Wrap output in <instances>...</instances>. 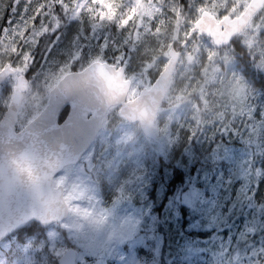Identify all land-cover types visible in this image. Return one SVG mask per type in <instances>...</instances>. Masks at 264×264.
Listing matches in <instances>:
<instances>
[{
    "label": "snow or ice",
    "instance_id": "obj_1",
    "mask_svg": "<svg viewBox=\"0 0 264 264\" xmlns=\"http://www.w3.org/2000/svg\"><path fill=\"white\" fill-rule=\"evenodd\" d=\"M0 7V264H215L218 256L226 257L220 264H264V7ZM161 36L171 43L152 82L203 58L201 91L227 98L232 111L225 105L203 126L181 128L179 141L168 140L181 145L171 156L161 143L150 162L121 170L119 149L111 160L96 149L107 108L98 69L127 79L144 38ZM237 119L249 132L245 143L261 142L243 167L229 146L244 139Z\"/></svg>",
    "mask_w": 264,
    "mask_h": 264
},
{
    "label": "rangeland",
    "instance_id": "obj_2",
    "mask_svg": "<svg viewBox=\"0 0 264 264\" xmlns=\"http://www.w3.org/2000/svg\"><path fill=\"white\" fill-rule=\"evenodd\" d=\"M5 3L10 5V0H0V6ZM2 10L3 8L0 7V11ZM259 22L264 23V15L260 16ZM165 43L169 44L170 47L171 42L163 36L144 38L142 51L149 52L147 58L139 62L141 56L138 54L129 72L126 73L127 78L132 80V87L128 95L129 98L136 96L144 86H150L153 83L152 77L155 76L156 70L159 67L158 61L161 55L164 54L162 48ZM206 63L207 61L203 58L199 62L192 64H187V62L178 63L169 84L165 99L166 104L161 106L156 117L155 127L157 139L147 138L141 131L138 123H131L126 119L122 123L109 122L111 114L113 113V109H110L106 121V124L109 122V125H105V141L101 144L97 140V153L104 152V156L111 160L117 149H119L122 153L118 158L119 167L121 170H126L132 166L134 160H146L144 147L152 156L154 151L163 143L165 150L171 156L176 150L175 143L171 144V146L168 144L169 139L174 140L175 138L173 136L175 133H172L170 130L173 125L179 127L180 131L183 128L182 123L187 124V121L195 122L203 126L205 121L214 118L217 108L228 105V110L232 111L230 106L231 102L227 98H221L218 94H214L211 88H207L206 91H201V85L204 80L202 69ZM149 69L152 71L150 72ZM191 78L194 79L195 83L189 81ZM181 82L184 83L182 87L179 85ZM196 96L203 98V108L198 106ZM175 100L177 102H173ZM118 111L119 108H117L115 113ZM236 111H240L239 106H237ZM235 123L244 132V139L238 137L233 138L229 146L234 150L240 166L243 167V162L249 158L250 153L261 150V142L253 136L251 142L245 143L244 141L248 138L249 132L244 129L239 119ZM105 149H107L106 152L104 151ZM101 158L103 159L104 157ZM221 260L226 261V257H216L215 264H220Z\"/></svg>",
    "mask_w": 264,
    "mask_h": 264
},
{
    "label": "water",
    "instance_id": "obj_3",
    "mask_svg": "<svg viewBox=\"0 0 264 264\" xmlns=\"http://www.w3.org/2000/svg\"><path fill=\"white\" fill-rule=\"evenodd\" d=\"M248 4L260 8L264 5V0H250ZM177 65L178 63L175 65V70ZM98 72L101 78V92L107 103L104 123L107 120L109 109L112 106H119V112L124 119L131 123L137 122L145 136L157 139L156 117L167 96L169 83L174 73L163 83L144 86L136 96L129 98L132 87L130 78L125 79L119 72L115 75L107 73L103 65H100ZM0 134H6V130L0 129Z\"/></svg>",
    "mask_w": 264,
    "mask_h": 264
},
{
    "label": "trees",
    "instance_id": "obj_4",
    "mask_svg": "<svg viewBox=\"0 0 264 264\" xmlns=\"http://www.w3.org/2000/svg\"><path fill=\"white\" fill-rule=\"evenodd\" d=\"M146 51H141L139 54H140V60H139V62L140 61H143L144 59H146L147 58V55L149 54V52H147L146 54ZM130 69V68H129ZM128 72H129V70H128ZM249 79H252L251 77H249ZM189 81L190 82H193V83H195V81H194V79L193 78H191V79H189ZM181 87L182 86H184V83L183 82H181L180 84H179ZM257 87H258V85H257ZM166 99V98H165ZM196 100H197V103H198V106L200 107V108H203V106H204V101H203V98L202 97H197L196 96ZM173 102H177V100H175V101H173ZM166 104V101L164 100V102H163V104L162 105H165ZM117 108H119V106H113L111 109H113V113L111 114V118H110V121L109 122H115V123H122L123 121H124V118L121 116V114H120V112L118 111L117 113H115V111L117 110ZM115 113V114H114ZM114 114V115H113ZM117 117V118H116ZM117 119V120H116ZM109 122L107 123V124H105V125H109ZM190 124H192V122H189V121H187V124H185L184 122L182 123V126H183V128H187V127H189L190 126ZM170 130H171V132L172 133H175L173 136L175 137L174 138V140L175 141H179L181 138H182V136H183V133L180 131V129H179V127H177L176 125H173L171 128H170ZM148 138V137H147ZM146 139V138H145ZM139 144H141V143H139ZM180 143L179 142H177V143H175V148H176V150H178L179 148H180ZM144 151H145V158H146V160L148 161V162H150V158H151V154H149L148 153V151H147V149L144 147ZM161 159H163V158H161Z\"/></svg>",
    "mask_w": 264,
    "mask_h": 264
},
{
    "label": "flooded vegetation",
    "instance_id": "obj_5",
    "mask_svg": "<svg viewBox=\"0 0 264 264\" xmlns=\"http://www.w3.org/2000/svg\"><path fill=\"white\" fill-rule=\"evenodd\" d=\"M250 2V0L248 1V3ZM262 7H264V5L262 6Z\"/></svg>",
    "mask_w": 264,
    "mask_h": 264
}]
</instances>
